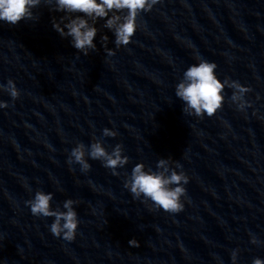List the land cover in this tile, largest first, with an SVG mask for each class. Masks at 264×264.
I'll list each match as a JSON object with an SVG mask.
<instances>
[{"label": "clouds", "instance_id": "clouds-1", "mask_svg": "<svg viewBox=\"0 0 264 264\" xmlns=\"http://www.w3.org/2000/svg\"><path fill=\"white\" fill-rule=\"evenodd\" d=\"M43 2L54 5V10L57 12L66 13L59 20L53 19L52 26L62 38L70 37L72 46L87 56L90 50L95 51L97 48L94 40L98 29L94 25L99 19L106 18L103 26L113 31L116 47L126 46L140 26L138 18L141 13L151 11L159 0H43ZM41 3L42 0H0V21L16 25L21 20L36 19L32 9ZM101 41L105 45L107 55H115L112 49L106 47L108 36H102ZM196 59L198 63L190 65L184 71L183 78L175 87V96L184 103L183 112L189 116L202 118L206 114L212 117L223 106L225 99L223 92L226 86L234 89L231 100L243 110L247 105L244 96L251 89L237 81L225 79L221 82L216 75L217 65L214 62L200 57ZM0 90L6 92L13 101L20 96V91L12 79H9L6 85L0 84ZM7 107H9L8 103L0 101V108ZM116 135L115 131L103 129L105 137ZM123 151V146L117 144L111 152H108L102 141L94 138L88 147L78 143L72 148L68 163L79 164L82 172H88L91 167L86 158L88 157L101 161L105 168L112 170L113 175H119L117 169L129 163V158L123 155ZM181 168L182 165L174 162L171 157L161 158L157 162L156 171L146 169L143 163H137L132 168L131 174L127 176L124 187L135 199L143 197L144 203L151 201L156 209L178 213L184 208L181 198L186 195L184 185L189 182V177L182 170H176ZM52 200V193L38 190L32 199L26 201V204L30 207L33 216L54 217L50 232L55 237H62L66 241L74 240L80 223L74 205L79 201L65 200L62 211L59 207L52 209ZM257 242L255 238L252 239V243ZM129 245L138 247L139 242L133 238L129 240ZM237 251L232 252L233 264L237 259ZM253 264H264V260L256 258Z\"/></svg>", "mask_w": 264, "mask_h": 264}]
</instances>
